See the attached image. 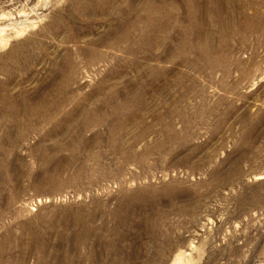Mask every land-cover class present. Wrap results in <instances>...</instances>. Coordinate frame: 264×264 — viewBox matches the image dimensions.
I'll list each match as a JSON object with an SVG mask.
<instances>
[{"label":"rangeland","instance_id":"rangeland-1","mask_svg":"<svg viewBox=\"0 0 264 264\" xmlns=\"http://www.w3.org/2000/svg\"><path fill=\"white\" fill-rule=\"evenodd\" d=\"M0 264H264V0H0Z\"/></svg>","mask_w":264,"mask_h":264},{"label":"bare ground","instance_id":"bare-ground-1","mask_svg":"<svg viewBox=\"0 0 264 264\" xmlns=\"http://www.w3.org/2000/svg\"><path fill=\"white\" fill-rule=\"evenodd\" d=\"M101 120V119H100ZM102 121V120H101ZM90 123H92V122H90ZM92 124H94V123H92ZM90 126V125H89ZM94 126H96V125H94ZM76 139V138H75ZM77 143V142H76ZM75 143V144H76ZM74 144V145H75ZM77 146V145H76ZM91 147V146H90ZM89 147V148H90ZM94 147V146H93ZM96 147H98V150H100L99 149V146H96ZM102 147V146H101ZM74 149H76L77 150V147H75ZM73 151V150H72ZM80 151V150H79ZM74 152V151H73ZM74 155H77V152L75 151L74 152ZM103 156V153H100V151L98 152L97 151V153H96V151H95V154L93 153V156H92V158H91V162L93 163V165H91V164H87V165H84L83 166V170H84V172H83V174H87L88 173V171L90 170V169H95V170H97V169H99V168H101L102 169V165H101V163H100V158ZM144 159V158H143ZM89 163V162H88ZM80 165V164H79ZM80 173H82V172H80ZM83 174H81V175H79L77 178H81V176L83 175ZM84 177H86V176H84Z\"/></svg>","mask_w":264,"mask_h":264}]
</instances>
